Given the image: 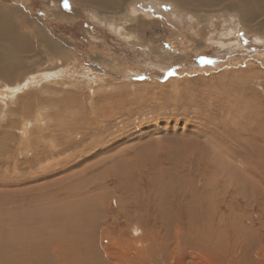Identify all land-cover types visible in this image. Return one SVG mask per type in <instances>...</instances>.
<instances>
[{
    "label": "rangeland",
    "instance_id": "rangeland-1",
    "mask_svg": "<svg viewBox=\"0 0 264 264\" xmlns=\"http://www.w3.org/2000/svg\"><path fill=\"white\" fill-rule=\"evenodd\" d=\"M68 2L66 8L63 0H0L2 9L16 12L19 22L40 31L33 35H44L60 45L53 54L44 44L32 42L19 70L25 83H30L15 97L9 94L13 86L1 83L7 96H1L0 113L20 112L16 104L26 106L31 101L38 107L37 116L47 108V122L51 119L53 126L69 128L65 142L71 150L62 159L70 156L75 162L64 174L0 191L39 187L41 198L37 191L26 196H37L38 204L45 207L53 188L63 190L55 197L66 206V191L71 187L81 196L88 194L89 207L94 202L104 206L101 218L112 225L115 237L123 230H130L127 236L131 237L137 227L134 211L157 214V207L151 209L150 192L141 194L137 187L149 190V169L159 180L172 167L182 181L176 190L189 196L188 208L195 213L198 209L202 218H213L219 232L229 231L232 241L240 227L254 232L250 240L264 249L263 17L252 20L243 9L246 25H237L225 9L223 15L192 16L167 0H127L122 13ZM132 9L149 16L143 26L141 21L128 22ZM62 11L71 20L60 18ZM122 26L136 30L135 35L120 34ZM53 71L57 77L47 81ZM20 118L10 116L0 125L2 134H20L6 125L15 122L19 129L24 122ZM162 152L175 158L173 166L158 162ZM38 167L31 171L40 175ZM63 175L74 177L65 181ZM195 196L200 203L193 202ZM18 200L0 201V210H13ZM172 210L187 212L179 205Z\"/></svg>",
    "mask_w": 264,
    "mask_h": 264
},
{
    "label": "bare ground",
    "instance_id": "bare-ground-1",
    "mask_svg": "<svg viewBox=\"0 0 264 264\" xmlns=\"http://www.w3.org/2000/svg\"><path fill=\"white\" fill-rule=\"evenodd\" d=\"M77 1L103 12L110 10L122 13L125 12L127 0ZM158 1L165 2L166 0ZM167 2H171L183 13L191 12L192 16L208 12L223 15L222 10L225 9L231 18L235 19L236 23L238 22L237 25H246L248 17L246 19V14L243 12L245 9L252 20L263 17L262 23L264 22V0H167ZM131 13L132 16L128 18L129 23L139 24L140 21L142 23L145 18L149 17L146 14H140V11L135 9H132ZM65 14L62 11L60 18L68 19ZM18 20L16 12H7L0 7V85L13 86L9 94L14 97L30 83H25L26 79L20 77L21 71L19 70H22L23 54L32 48L33 43L44 44L46 50L53 51V54L60 49V45L55 40L47 39L41 34L33 35L40 31L31 30L29 24L28 27L25 21L19 22ZM129 26L128 28L122 26L120 34L129 37L131 34L133 37L136 30ZM60 51H63L62 48ZM53 73L49 78L47 74L45 77L47 81L57 77L56 72L53 71ZM59 73L57 71V75ZM39 78H42V75ZM12 82H14L13 85ZM2 88L4 87L0 86V100L1 96L6 95ZM16 106L20 108V112L11 109L9 115L2 111L3 114L0 113V125H5L10 116H19L24 120L23 123H20L21 120L18 121V124H21L19 129L18 125L14 124L15 122L6 124L9 129L22 131L18 134L20 136L10 133L2 134L3 132L0 131V188L44 181L58 174H64L67 171L66 168L75 167V162L70 160V156L67 160L62 159L64 153L71 150V146L65 142V139L67 140L65 134L70 132L69 128H65L64 125L55 127L52 125L54 120L51 122V119L47 122L45 120V115H48L47 108H42L43 112H39L37 116L38 107L33 101L26 106L25 104L21 106L16 104ZM49 109L55 108L49 107ZM168 150L174 152V150ZM159 155L161 156L158 162L161 165L166 162L169 166L174 165L172 163L175 158L169 159L165 152ZM195 157V155L191 156V159ZM68 164L71 166H67ZM36 167L41 172L40 175L31 171ZM151 171L152 169H149L146 174L149 190L146 192L137 187V191L141 194L150 192L151 209L157 207V214H140L134 211L133 214L136 213L134 222L137 227L133 229V237L127 236L130 230L119 231V236L115 237L112 225L107 226V220L101 218V213L105 211L104 206L94 202L92 207H89L85 201L88 194L81 196L77 192H72L71 187L70 191H66L68 194L66 206H61L56 199L63 190L57 191L53 188L54 192L51 190L48 193L50 203L45 207L38 204L37 196L41 198L44 195L43 189L40 190L39 187H31L18 192L3 189L0 191L1 202L13 201L18 197L19 200L18 204L15 202L13 210H0V264H264V249L258 248L250 240L254 232L249 233L240 227L234 232L235 241H232L227 234L229 231L219 232L214 225L213 218L207 215L202 218L198 209H196V215L192 208L186 206L189 196L187 194L181 196L176 190L181 179L174 175L172 167L167 168V176L160 174L159 180H154ZM73 177L65 178L64 176L63 180H70ZM143 179V174L140 172L139 180ZM81 189L84 187L78 190ZM34 191L38 192L35 198L26 196ZM194 191L197 194L195 187ZM28 201L29 206L24 207ZM193 202L200 203L199 197H193ZM113 203L117 204L118 201L111 202V206ZM169 203L179 205L181 211L182 206H185L187 212L174 213L172 209L175 205L171 206ZM145 206L148 207V205ZM151 219L156 222L153 223Z\"/></svg>",
    "mask_w": 264,
    "mask_h": 264
},
{
    "label": "snow or ice",
    "instance_id": "snow-or-ice-1",
    "mask_svg": "<svg viewBox=\"0 0 264 264\" xmlns=\"http://www.w3.org/2000/svg\"><path fill=\"white\" fill-rule=\"evenodd\" d=\"M63 2H64V6L67 8V7H69V2H68V0H63Z\"/></svg>",
    "mask_w": 264,
    "mask_h": 264
}]
</instances>
